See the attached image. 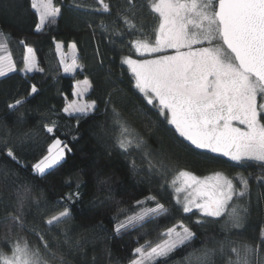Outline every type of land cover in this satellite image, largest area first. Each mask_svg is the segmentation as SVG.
<instances>
[{"label": "snow or ice", "instance_id": "obj_1", "mask_svg": "<svg viewBox=\"0 0 264 264\" xmlns=\"http://www.w3.org/2000/svg\"><path fill=\"white\" fill-rule=\"evenodd\" d=\"M11 7L19 9L20 6L13 0ZM28 9L36 18L34 30L37 33L57 24L62 18V7L57 0H28ZM69 10L108 14L115 11L117 19L134 36L126 45L131 54L123 55L120 63L130 72V82L145 106L154 109L155 115L162 118V123L171 126L181 143L193 150L225 157L236 167L249 166L250 161L259 165L261 171L255 177L251 173L246 176L243 171L234 176L216 171L204 177L180 171L170 186L183 213H199L196 225L207 227L209 223H220L221 230L225 232L244 228L253 211L264 213V196L253 203L250 188L253 179L264 186V0H115L114 3L95 0L93 7L74 4ZM146 11L155 14L158 19L151 32L145 31V25L136 23ZM87 26L94 27L91 23ZM99 27L105 26L101 23ZM3 35L0 32V36ZM112 35L123 36L125 33L117 30ZM20 43L25 49L22 69H17L11 52L0 44V78H8L17 71H44L38 67L34 49L23 40ZM68 47L75 52L77 44L72 42ZM62 49L63 44L56 42L57 53ZM96 54L100 56L98 48ZM66 60L67 57H64L60 61L64 72L83 70L76 55H73L70 64ZM100 63L103 64V61ZM91 87L92 82L87 77L77 81L73 88V96L77 99L63 109L68 115L77 114V124L97 110L95 100H83ZM38 91L37 86L32 84L26 97L6 105L9 113L16 114L17 124L26 122L28 110L20 109L27 103V97ZM109 105H113L110 95L105 100L106 114ZM111 116L115 129V135L110 137L112 147L126 157L134 151L140 152V164L147 166L149 176L165 175L173 162L167 147L161 143L150 148L143 135L115 106ZM0 127L5 129L0 135V142H3L6 157L21 167H27L21 163L17 150L30 147L28 141L32 139V134L24 133L15 147H9L11 130L6 124ZM100 127L102 136L98 139L108 138L103 124ZM43 128L51 138L50 143L30 167L31 173L39 177L51 175L62 167L67 154L72 151L68 143L56 134L58 126L55 121L45 122ZM108 154L111 155V152L108 151ZM129 169L138 174L135 159L129 162ZM111 179V176L104 178L100 169L93 182L98 190H110ZM86 186V182L77 183L74 192L61 197V208H53L43 223L59 226L72 220L73 208L83 198L80 189ZM15 194L17 207L15 214L8 213L11 223L7 226L3 245H0V264H53L57 259L61 264H68L63 255L58 257L51 251L49 242L35 228L32 231L36 232L39 241L36 246L26 239L12 237L14 228L25 227V207L31 189L22 184ZM148 203H154V206L145 207ZM136 206L139 211L127 215L125 210L120 209L118 215L112 218L115 223L112 232L107 233L109 239L168 213L165 205L154 195L136 201ZM120 214H124L123 219L119 218ZM93 227L107 232L102 222ZM62 231L65 233V244L72 249L67 229ZM163 235L167 239L155 246L146 241L136 247L128 264H157V260L168 264L167 258L171 254L181 247L190 246L197 238V233L182 222L167 228ZM260 236L261 244H264V227L260 229ZM215 243L217 248L205 246L197 250L200 252V264H214V255L217 252L224 255L226 247L235 254V259L227 256L226 264H250V257L253 254L258 257L261 248L260 244L255 248L247 245L238 248L227 239ZM75 248H82L79 240L75 242Z\"/></svg>", "mask_w": 264, "mask_h": 264}, {"label": "trees", "instance_id": "obj_2", "mask_svg": "<svg viewBox=\"0 0 264 264\" xmlns=\"http://www.w3.org/2000/svg\"><path fill=\"white\" fill-rule=\"evenodd\" d=\"M14 2L20 6L19 9L11 7L13 0H0V32L4 33L0 36V43L11 52L17 69H22L25 49L20 41H25L34 49L38 67L44 71L26 74L17 71L8 78H0V125L6 124L11 130L9 147H15L24 133L32 134V139L28 141L30 147L17 150L21 163L27 167H21L7 158L3 142H0V245L4 243L3 237L11 223L8 213L15 214L17 207L15 190L27 184L31 196L25 207V227L14 228L12 237L26 239L32 246H36L39 241L36 232L32 231L35 228L49 242L51 251L58 257L63 255L68 264H93V257L95 264H128L136 247L146 241L155 243L161 240L167 228L181 222L192 228L197 238L190 246L181 247L171 254L167 258L168 264H200V252L197 250L205 246L217 248L215 241L225 239L232 241L238 248L245 245L255 248L260 244L259 255L257 257L253 254L250 264H264V244H261L260 236V229L264 227V213L253 211L244 228L232 229L230 232L222 231L220 223L200 227L195 224L199 214L183 213L181 206L175 202V193L170 186L180 171H190L200 177L216 171L229 176L243 171L246 176L251 173L255 177L260 174L259 165L250 161L249 166L236 167L225 157L193 150L177 139L171 126L162 123V118L155 115L154 109L145 106L130 82V72L120 63L123 55L131 54L126 45L134 36L117 19L115 11L112 14L70 11L74 4L93 7L95 0H57L62 7V18L57 24L47 26L37 33L34 30L36 18L28 9V0ZM106 2L114 3L115 0ZM88 23L94 27L89 28ZM101 23L104 28L99 27ZM136 23L145 25V31L151 32L158 19L155 14L146 11L142 18H137ZM117 30L125 35L113 36L112 33ZM58 41L63 44L65 51L72 42L77 44L78 63L83 66V70L78 69L74 75L64 72L56 50ZM97 48L99 57L96 54ZM86 77L92 82L86 99L90 102L95 100L97 110L80 119L77 124V115H68L63 109L74 99L73 88L76 82ZM32 84L39 91L27 97V103L20 109L28 110L26 122L23 125L17 124L16 114L9 113L6 105L17 98L26 97ZM109 95L113 105L108 106L106 114L105 100ZM113 106L143 135L150 148L161 143L167 147L173 162L165 175L149 176L147 166L140 164V152L134 151L126 157L119 149L112 147L110 137L115 135L111 116ZM50 121L57 123L56 134L68 143L72 151L67 154L62 167L51 175L39 177L31 173L30 167L50 143L51 138L43 128V124ZM101 124L109 134L106 139H98L102 136ZM4 130L0 127V135H3ZM132 159L137 161L138 174H133L129 169ZM100 169L104 178L112 177L108 185L110 190H98L93 182ZM79 182H86L87 186L80 189L83 198L73 208V219L59 226L45 225L43 221L51 215V210L61 208V197L74 192ZM250 188L253 203L264 196V186L259 185L255 179L251 181ZM150 195L156 196L168 209V213L109 239L107 233L112 232L115 223L112 218L118 215L119 210L123 209L124 214L131 215L133 211H139L136 201ZM144 206H154V203ZM124 214H120L119 218L123 219ZM101 222L107 232L93 227ZM63 229H67L72 249L64 242ZM77 240L82 245L79 250L75 248ZM227 256L235 259V254L226 247L224 255L219 252L214 255V264H226ZM53 264H61V261L57 259ZM157 264H161L160 260H157Z\"/></svg>", "mask_w": 264, "mask_h": 264}, {"label": "rangeland", "instance_id": "obj_3", "mask_svg": "<svg viewBox=\"0 0 264 264\" xmlns=\"http://www.w3.org/2000/svg\"><path fill=\"white\" fill-rule=\"evenodd\" d=\"M1 44V43H0ZM3 45V44H2ZM6 47V46H5ZM0 54H2V53H0ZM73 55H76L77 56V51L75 50V52H73L70 48H68L66 51L64 50V47H63V49H62V52H60V53H58V56H59V59H60V61H61V59L62 58H64V57H67V60H66V62L67 63H71L72 62V57H73ZM135 58V57H134ZM36 59V58H35ZM37 61V60H36ZM78 71V69L74 72V73H71V72H69V73H66V74H68V75H74L76 72ZM34 72V71H33ZM33 72H30V73H33ZM23 74H26V73H24L23 72ZM76 85V84H75ZM88 93H89V91H88ZM87 93V94H88ZM87 94L83 97V100L84 101H87V102H90V101H88L87 99H86V96H87ZM77 98L74 96V99L70 102V103H72L73 101H75ZM70 103H68V104H70ZM74 115H77V114H74ZM178 174H179V172L174 176V178L173 179H175L177 176H178ZM195 175V174H194ZM212 175V174H211ZM208 176H210V175H208ZM199 214V213H198ZM177 230H179V229H177ZM164 239H167V237L166 236H162V239L161 240H159V241H157V242H155V243H151L153 246H155V244H157V243H161Z\"/></svg>", "mask_w": 264, "mask_h": 264}]
</instances>
